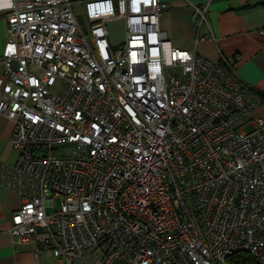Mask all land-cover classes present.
Listing matches in <instances>:
<instances>
[{
  "label": "built area",
  "instance_id": "built-area-1",
  "mask_svg": "<svg viewBox=\"0 0 264 264\" xmlns=\"http://www.w3.org/2000/svg\"><path fill=\"white\" fill-rule=\"evenodd\" d=\"M72 4L0 7V115L18 152L0 184L22 200L15 243L60 264H228L237 252L264 264V120L253 115L264 95L224 55L175 48L162 0L88 2V31ZM191 6L213 34L210 3Z\"/></svg>",
  "mask_w": 264,
  "mask_h": 264
},
{
  "label": "crops",
  "instance_id": "crops-1",
  "mask_svg": "<svg viewBox=\"0 0 264 264\" xmlns=\"http://www.w3.org/2000/svg\"><path fill=\"white\" fill-rule=\"evenodd\" d=\"M97 0H72L81 31H88L85 4ZM116 1V0H114ZM169 6L161 19V28L175 48L197 51L205 58L220 62L221 54L232 64L238 78L264 95V0H162ZM210 3L209 21L213 31L201 28L193 19V5ZM4 0H0V7ZM4 9V8H3ZM0 8V60L8 41V10ZM114 47L124 43L125 24L118 20L108 23ZM208 40H200L204 36ZM214 35V36H213ZM240 59L239 61L237 59ZM2 73L0 67V75ZM264 120L263 104L253 112ZM14 123L0 115V165L13 166L18 152L13 146ZM20 196L0 184V264H60L48 250L39 255L34 244H16L10 234L13 213L21 207Z\"/></svg>",
  "mask_w": 264,
  "mask_h": 264
},
{
  "label": "trees",
  "instance_id": "trees-1",
  "mask_svg": "<svg viewBox=\"0 0 264 264\" xmlns=\"http://www.w3.org/2000/svg\"><path fill=\"white\" fill-rule=\"evenodd\" d=\"M228 264H258V262L248 253L237 252L228 258Z\"/></svg>",
  "mask_w": 264,
  "mask_h": 264
},
{
  "label": "rangeland",
  "instance_id": "rangeland-1",
  "mask_svg": "<svg viewBox=\"0 0 264 264\" xmlns=\"http://www.w3.org/2000/svg\"><path fill=\"white\" fill-rule=\"evenodd\" d=\"M252 129V127L251 126H248V127H246V131H250ZM55 205H56V207L58 208L59 206H60V200H56V203H55ZM54 209L53 208H50L49 209V212H52Z\"/></svg>",
  "mask_w": 264,
  "mask_h": 264
}]
</instances>
